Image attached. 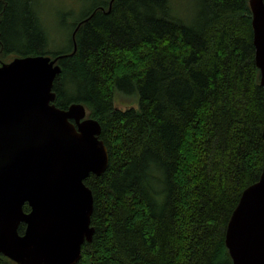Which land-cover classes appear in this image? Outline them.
I'll list each match as a JSON object with an SVG mask.
<instances>
[{
    "label": "trees",
    "instance_id": "trees-1",
    "mask_svg": "<svg viewBox=\"0 0 264 264\" xmlns=\"http://www.w3.org/2000/svg\"><path fill=\"white\" fill-rule=\"evenodd\" d=\"M35 2L0 0V64L45 54ZM196 4L186 24L168 0H102L52 57L55 105L83 103L108 152L84 180L94 233L76 264H232L225 229L261 173L264 87L248 0ZM116 91L139 107H116Z\"/></svg>",
    "mask_w": 264,
    "mask_h": 264
},
{
    "label": "water",
    "instance_id": "water-1",
    "mask_svg": "<svg viewBox=\"0 0 264 264\" xmlns=\"http://www.w3.org/2000/svg\"><path fill=\"white\" fill-rule=\"evenodd\" d=\"M248 4L264 87V1ZM59 57L16 56L0 64V254L16 264H76L94 233L84 180L104 172L108 152L83 103L55 105ZM224 242L232 264H264V159L229 217Z\"/></svg>",
    "mask_w": 264,
    "mask_h": 264
},
{
    "label": "rangeland",
    "instance_id": "rangeland-1",
    "mask_svg": "<svg viewBox=\"0 0 264 264\" xmlns=\"http://www.w3.org/2000/svg\"><path fill=\"white\" fill-rule=\"evenodd\" d=\"M102 0H36V10L46 28L48 43L45 54L53 57L66 51L74 23ZM173 15L188 24L195 18L196 0H168ZM114 94V104L119 108H138L136 93L118 92ZM69 95H71L69 93Z\"/></svg>",
    "mask_w": 264,
    "mask_h": 264
},
{
    "label": "flooded vegetation",
    "instance_id": "flooded-vegetation-1",
    "mask_svg": "<svg viewBox=\"0 0 264 264\" xmlns=\"http://www.w3.org/2000/svg\"><path fill=\"white\" fill-rule=\"evenodd\" d=\"M29 207V206H28Z\"/></svg>",
    "mask_w": 264,
    "mask_h": 264
}]
</instances>
